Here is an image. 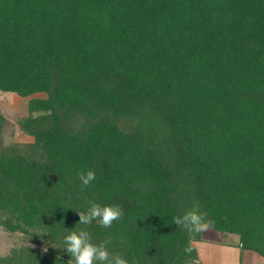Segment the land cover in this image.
<instances>
[{
  "label": "trees",
  "instance_id": "trees-1",
  "mask_svg": "<svg viewBox=\"0 0 264 264\" xmlns=\"http://www.w3.org/2000/svg\"><path fill=\"white\" fill-rule=\"evenodd\" d=\"M0 94L32 139L0 114V264H67L81 228L129 264H201L213 234L264 259V0H0ZM93 201L122 217L78 224Z\"/></svg>",
  "mask_w": 264,
  "mask_h": 264
},
{
  "label": "clouds",
  "instance_id": "clouds-1",
  "mask_svg": "<svg viewBox=\"0 0 264 264\" xmlns=\"http://www.w3.org/2000/svg\"><path fill=\"white\" fill-rule=\"evenodd\" d=\"M81 182V188L85 189L96 179L93 170H83L77 173ZM78 224L87 226L93 220H98L100 225L109 228L113 221L119 220L123 215V209L119 205H101L91 202L87 211H77ZM176 226L183 228L190 237L209 230L213 222L206 219V213L201 212L198 204L192 205L182 215L173 218ZM108 241L95 244L86 228L70 230L63 238L64 250L71 259L67 264H129L121 253L110 256L107 248ZM185 253H191L192 248L186 247ZM59 259V257H57Z\"/></svg>",
  "mask_w": 264,
  "mask_h": 264
},
{
  "label": "rangeland",
  "instance_id": "rangeland-1",
  "mask_svg": "<svg viewBox=\"0 0 264 264\" xmlns=\"http://www.w3.org/2000/svg\"><path fill=\"white\" fill-rule=\"evenodd\" d=\"M43 95L39 96L42 97ZM0 114L5 119V128H4V139L5 143H12V142H29L32 139L30 137L24 136L20 133L17 128L16 121L17 119L24 117L27 115V99H23L21 97L15 95H8V94H0ZM221 238L220 234H213V235H206L204 236L205 241L210 242L214 238ZM223 240L226 243L233 244L230 246H219L224 247L222 248H210L201 246L199 249L201 259L204 264H253L251 259H245L237 257L236 254H239L238 250L236 249V242L235 238L229 237L227 235H222ZM14 242L10 237L4 234L0 230V254H5L8 250L13 247ZM210 245V244H206ZM215 245V244H213ZM251 257L258 258L259 256L255 253H251ZM213 258H212V256ZM239 256V255H238ZM258 256V257H257ZM243 257V256H242ZM261 260L264 261L261 257ZM210 259V263H209ZM240 261V262H239Z\"/></svg>",
  "mask_w": 264,
  "mask_h": 264
},
{
  "label": "crops",
  "instance_id": "crops-1",
  "mask_svg": "<svg viewBox=\"0 0 264 264\" xmlns=\"http://www.w3.org/2000/svg\"><path fill=\"white\" fill-rule=\"evenodd\" d=\"M206 244H210V245H206ZM213 244H215V245H213ZM230 246L231 247V245H230V243H226V241L225 240H223V238L221 237V238H214L213 240H210V242H198V243H195L194 244V247L196 248V250H197V254H198V258H199V260H200V262H201V264H204L203 263V261H202V259H201V255H200V252H199V248L201 247V246H205V247H210V248H222V249H225L224 247H219V246ZM225 246V247H226ZM237 250H238V252H239V254H236V256L237 257H239V259H240V257L241 258H243V260H245V259H251V261H253V264H264V261L263 260H261L258 256V258H255L254 256H253V258L251 257V252H244V253H242V254H240V250H239V248H236ZM239 255V256H238ZM212 256V255H211ZM243 256V257H242ZM212 258H213V256H212ZM241 260V259H240ZM240 262V261H239ZM209 263H210V259H209Z\"/></svg>",
  "mask_w": 264,
  "mask_h": 264
}]
</instances>
